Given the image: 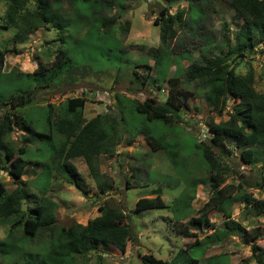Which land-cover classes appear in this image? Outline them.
I'll use <instances>...</instances> for the list:
<instances>
[{
	"label": "trees",
	"instance_id": "obj_1",
	"mask_svg": "<svg viewBox=\"0 0 264 264\" xmlns=\"http://www.w3.org/2000/svg\"><path fill=\"white\" fill-rule=\"evenodd\" d=\"M216 0H189L191 7L199 9L196 15L183 8L170 14L162 8L154 19L160 25V45L148 50L154 60L157 71H162L158 80L164 79L167 73L169 59H171L169 41L176 36L175 23L191 20L194 26L192 32H198L199 26L206 18V10L212 7ZM235 15L241 19L238 29L239 43L234 49L213 55L208 46L200 50L198 56L190 54L189 50L181 52L188 60V65L183 72L176 71L167 78L170 84L168 93L163 101L145 98L143 101L124 100L117 96L114 106L117 113L97 114L87 119L83 114L86 98L82 95L66 98L57 106L46 104L45 115L42 118V129H38L39 120L21 112L14 113L11 109L19 110L34 105L33 95L38 87L54 85L63 78L69 83H74L71 71L75 68L87 71L89 65L76 64L69 54L67 44L85 43L89 48L106 38L107 32H115V17L107 14L113 9L120 10L121 15L125 0H6V9L0 27L14 28L10 37L13 48L16 44L23 43L27 36L38 28L55 27L58 31L59 45L55 51L54 59L47 62H38V66L31 72L20 70L1 72V65L7 51V46L0 50V75L6 74L10 81L20 78L26 86L19 92L11 93L6 97L0 94V105L8 104L0 117V170L7 172L15 186L8 190L4 182L0 181V219H6L14 214H19L10 223L7 235L0 239V254L7 260L0 264H15L12 261V252H16L21 259L29 256L32 263L26 264H78L80 258L86 257L91 252H97L101 245L113 246L124 253L129 241L136 240L126 212L114 205L105 203L98 206L99 213L88 219L85 224L75 222L68 226L56 224L57 202L47 195L49 183L53 173L61 176L66 182L79 189L83 187V177L71 161L81 157L89 170L99 192L104 193L112 187V179L108 178L99 168V156L115 155L116 146L121 142L122 129H130L131 137L140 132L146 133V140L151 149L161 150L175 168L181 169L185 160L183 150L186 142L178 137L179 129L175 122L182 119L181 111L187 106L190 93L181 85L179 75L187 82H197L205 86L203 96L207 104L217 114H223L231 102L228 118L219 121L210 120L208 130L210 136L205 141H197L192 137L193 144L198 148L204 169L209 174L211 193L198 209L197 216L190 212H182L184 202L189 206V201L194 197L198 185L197 180L187 183V192L180 193L172 201L171 207L174 215H178L174 229L180 235H195L188 229V224L200 227L201 223L209 224L208 213L213 209L224 211L226 217L222 233L213 232L207 235L208 241H213V236H227L238 234L245 230L239 222L231 217V212L226 210V205L232 203L230 196L225 195L224 181L229 174L230 166L223 161L224 155L231 153L229 145L239 150L240 158L247 163L256 162L259 154L264 150V89L258 91L253 84L251 72L238 74L228 61L232 55L245 57L248 53L255 52L256 47L264 41V0H223ZM67 4V6H66ZM223 25L226 27V23ZM76 34V35H75ZM114 36V34H113ZM226 41L228 37L224 34ZM117 38V37H116ZM106 41V40H104ZM118 46V47H117ZM116 48L124 51L117 45ZM135 65L138 64L136 61ZM91 68V67H90ZM134 80L145 86L149 80L148 75L141 78V74L132 69ZM153 80V78H152ZM161 88V84L158 83ZM36 102V101H35ZM129 106L131 120L128 121L123 111ZM119 114V115H118ZM153 123L148 126V123ZM128 125V127H127ZM18 126L24 133L22 145H15L11 133ZM187 138V140H188ZM44 140L48 143L50 154L37 161L41 163V170L36 174L34 184L39 194L28 189V182L23 179L26 165L30 158H24L28 151V142ZM26 141L27 144H26ZM45 172L47 183L41 184L40 176ZM134 175V174H132ZM127 187L131 185L126 180ZM264 187V181L260 183ZM154 196H142L135 202V209L162 208L168 204L162 197L160 187L152 189ZM98 193V192H96ZM188 196H185L187 195ZM36 197L33 206L22 209L25 200ZM245 202L256 209H264V198H250L245 192L242 194ZM169 206V205H168ZM186 219L185 222L181 220ZM20 229V235L14 233ZM39 235L42 236L40 242ZM220 241V240H219ZM27 243L24 247L23 243ZM206 240H195L191 245H202L206 249ZM32 246V247H31ZM179 253V252H178ZM225 254L212 257L221 258ZM144 264H169L167 260L158 258L153 254H142ZM177 256H175L176 258ZM99 258V257H98ZM260 261V256L257 258ZM18 261H21L20 258ZM189 264H197V258L190 256ZM249 264V263H247Z\"/></svg>",
	"mask_w": 264,
	"mask_h": 264
},
{
	"label": "rangeland",
	"instance_id": "obj_2",
	"mask_svg": "<svg viewBox=\"0 0 264 264\" xmlns=\"http://www.w3.org/2000/svg\"><path fill=\"white\" fill-rule=\"evenodd\" d=\"M162 8H166L170 14L181 8L186 12L194 9L189 0H125L121 15L118 16L120 10L117 8L107 14L115 17V32H107L104 39L106 41L103 40L102 44L96 45L95 48H89L83 42H71L66 45L76 64L89 65L91 68L87 67V71H83L81 67L73 69L70 73L75 78L74 83H69L68 79L63 78L54 85L38 87L33 95L34 105L11 111L32 114L36 119H40L38 129H42L44 106L46 104L57 106L68 97L82 95L86 98L83 114L87 119L97 114L117 113L114 106L117 96L123 99L125 104L128 99L143 101L145 98H151L157 102L163 101L170 86L167 78L173 76L176 71L183 72L188 65L186 56L181 52L189 50L191 55L198 56L200 50L208 46L209 52L216 55L227 51L228 48L234 49L240 41L237 32L241 19L223 0H216L212 7L206 10V18L199 26L198 32H192L191 27L194 23L191 20H183L181 24L175 23L176 36L169 41L172 57L169 59L166 76L158 80L163 70L157 71L148 50L160 45V25L155 24L154 19ZM5 9L6 0H0V23ZM197 12L200 10L196 8L192 15H196ZM224 22L226 27L223 25ZM13 33V27H0V50L6 46L11 49L4 56L1 72L8 73L14 70L31 72L38 66V62L49 63L54 59L59 45L58 31L55 27H43L32 31L23 43L16 44L14 48L10 40ZM117 45H121L124 51L116 48ZM136 61L137 65L134 64ZM228 64L234 67L238 74L251 72L254 87L258 91L264 89V41L259 43L255 52L248 53L243 58L232 55ZM132 69L137 70L141 78L144 75L150 77L145 86H141L133 79ZM179 78L181 85L190 93L187 106L181 111L182 119L174 123L180 130L178 137L187 143L183 150L185 160L180 164L184 165L181 169L175 168L161 150L151 149L145 132L131 137V130L123 128L122 139L116 146L115 155L99 156L101 172L112 179V187L104 193L97 189L81 157L71 161L83 177L86 192L53 173L47 195L58 204L56 224L65 226L75 222L85 224L88 219L99 213L98 206L108 203L126 212L127 221L137 236L136 240L128 242L124 253L113 246L101 245L97 252L80 258L78 264H144L140 257L142 254H153L167 260L169 264H189L190 256L197 258V264H264V209H256L242 198L243 192L250 198H264V187L260 186L264 181V150L256 162L247 163L241 160L239 150L229 145L231 153L225 154L223 159L230 166L229 174L224 181V184H227L224 193L232 199V203L225 204V207L231 212V217L244 226L245 230L238 231V234L213 236V241H208L206 236L213 232V228L218 233H222L224 229L226 217L224 211L217 208L208 213L209 224H212L213 228L204 222L200 227L188 224V229L195 234L190 237L180 235L174 229V224L180 225V222L175 223L178 215H174L171 204L183 190L187 192L188 182L197 180L198 185L189 206L182 203L185 206L182 209L183 213L190 212V215L197 216L199 214L197 209L207 201L211 193L209 174L203 167L198 148L188 137L207 142L208 122L211 119L219 121L228 118L231 106V102H228L223 114H217L204 99L203 84L187 82L182 75H179ZM25 83L20 78L9 81L7 75L2 74L0 94L6 97L11 93H17L26 86ZM158 83L161 84V88L158 87ZM9 107L8 104L0 105V117L5 110H9ZM128 108L127 105L124 107L123 111L127 113L124 115L129 122L134 121L131 120L133 114H129ZM147 123L149 126L150 122ZM152 125L153 123L150 124ZM23 136L22 130L18 126L14 127L11 137L15 145H22L25 142ZM49 154L50 148L46 141L39 139L28 142V151L24 158H30L32 161L26 165L23 179L28 182V189L37 194L39 191L36 189L34 179L42 166L37 161H41ZM47 180L45 172L42 173L39 180L41 184L47 183ZM126 180H129L131 185H142L127 187ZM0 181L4 182L8 190L15 186L12 177L1 170ZM156 187L161 188L162 197L169 206L136 210V200L142 196H154L152 189ZM35 199L36 197L25 200L22 209L33 206ZM18 216L19 214H14L6 219H0V239L7 235L10 223ZM185 221L186 219L181 220ZM20 231L15 229L14 233L20 235ZM41 238L39 235V242ZM195 240L201 242L206 240V249L203 250L202 245L189 246ZM23 245L26 247L27 243ZM11 254L12 261L14 263L17 261L15 264L33 262V258H29L28 255L21 259L16 252ZM218 254H225L227 258L212 257ZM259 256L260 261L257 259ZM19 258L21 261H18ZM1 260L6 261L7 258L0 254Z\"/></svg>",
	"mask_w": 264,
	"mask_h": 264
},
{
	"label": "built area",
	"instance_id": "obj_3",
	"mask_svg": "<svg viewBox=\"0 0 264 264\" xmlns=\"http://www.w3.org/2000/svg\"><path fill=\"white\" fill-rule=\"evenodd\" d=\"M98 98H99V97H98ZM100 99H101V98H100ZM207 131H208V130H207ZM208 135L210 136L209 132H208ZM209 136H208V137H209Z\"/></svg>",
	"mask_w": 264,
	"mask_h": 264
}]
</instances>
